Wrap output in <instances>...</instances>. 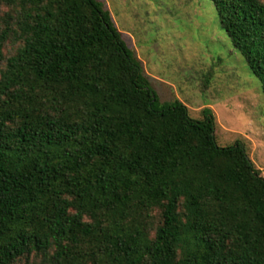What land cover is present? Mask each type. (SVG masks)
I'll list each match as a JSON object with an SVG mask.
<instances>
[{
    "label": "trees",
    "instance_id": "obj_1",
    "mask_svg": "<svg viewBox=\"0 0 264 264\" xmlns=\"http://www.w3.org/2000/svg\"><path fill=\"white\" fill-rule=\"evenodd\" d=\"M211 1L264 92V0ZM9 2L0 264H264V175L213 110L161 102L102 1Z\"/></svg>",
    "mask_w": 264,
    "mask_h": 264
},
{
    "label": "rangeland",
    "instance_id": "obj_2",
    "mask_svg": "<svg viewBox=\"0 0 264 264\" xmlns=\"http://www.w3.org/2000/svg\"><path fill=\"white\" fill-rule=\"evenodd\" d=\"M100 1L142 62L161 102L179 99L194 118H202V110L211 108L218 143H244L264 175L262 85L223 29L215 4L211 0ZM11 6L9 0H0L3 15L12 12ZM20 45L11 36L5 57L14 55ZM155 215L159 219L160 212ZM19 264L42 262L33 255Z\"/></svg>",
    "mask_w": 264,
    "mask_h": 264
}]
</instances>
